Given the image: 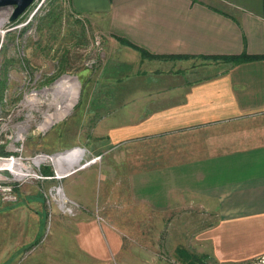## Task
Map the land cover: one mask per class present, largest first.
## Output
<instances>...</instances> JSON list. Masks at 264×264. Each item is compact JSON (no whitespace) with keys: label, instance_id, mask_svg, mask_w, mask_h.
I'll list each match as a JSON object with an SVG mask.
<instances>
[{"label":"crops","instance_id":"crops-1","mask_svg":"<svg viewBox=\"0 0 264 264\" xmlns=\"http://www.w3.org/2000/svg\"><path fill=\"white\" fill-rule=\"evenodd\" d=\"M68 2L104 33L99 98L92 90L74 132L100 158L62 180L80 213H55L43 242L15 257L40 238L46 217L30 197L35 220L2 264H154L156 252L178 260V250L240 264L264 255V0ZM244 53L259 58H222Z\"/></svg>","mask_w":264,"mask_h":264},{"label":"rangeland","instance_id":"rangeland-1","mask_svg":"<svg viewBox=\"0 0 264 264\" xmlns=\"http://www.w3.org/2000/svg\"><path fill=\"white\" fill-rule=\"evenodd\" d=\"M68 1L35 0L14 21H10V8H0V80L3 82L0 93V156L13 153L8 149L13 147L16 135L23 138L19 142H23L26 155L53 154L67 150L52 152L48 148L52 141L46 137L53 135L56 141L52 144L58 146L75 140L74 132L79 129L80 118L84 117L89 94L94 90L96 101L99 98L97 76L103 65L104 33L86 16L73 13ZM96 40H101V43L99 41L96 44ZM92 58L95 61L88 65L87 62L92 61ZM111 86H103L105 99H108ZM70 100H73V104ZM18 126L23 127V131ZM11 132H16V135H13L10 142L2 141ZM78 142L85 146L82 148L87 149L86 160L98 157L94 162L99 161L100 156L88 150L93 151L92 147L78 139L74 146L80 145ZM51 167L49 162L41 163L40 174L43 177L53 175ZM44 170L49 172L45 173ZM28 178L16 187L18 202L5 203L0 199V264L4 261L3 250L10 249V242L26 234L35 220L34 204L29 205L27 201L30 197L43 201L41 189L57 183L55 177ZM21 201L24 203L21 204ZM43 209L47 216L45 207ZM47 224L46 217H43L40 238L26 244L25 249L17 250L15 257L20 253L26 254L43 240L44 235L49 233ZM200 256H204L202 259L205 264H218L205 255ZM155 257L154 264L182 263L172 253L158 251ZM11 259L13 263L8 260L5 264H14L16 260L14 257ZM256 262L258 260L248 264Z\"/></svg>","mask_w":264,"mask_h":264},{"label":"built area","instance_id":"built-area-1","mask_svg":"<svg viewBox=\"0 0 264 264\" xmlns=\"http://www.w3.org/2000/svg\"><path fill=\"white\" fill-rule=\"evenodd\" d=\"M8 8H10V11L12 12L13 7H8ZM28 8L24 11V13L28 10ZM29 20L30 18L28 19V21ZM99 41L101 43V40H96L95 43L99 44ZM93 61H95V58H92V61H88L87 64L91 65ZM18 128L23 131V127L21 128L18 126ZM13 135H16V132L14 133L11 132L9 135H6L2 141L10 142ZM19 140H23V138L20 137L19 135H16L14 137L15 142H13L14 143L13 147L8 149L13 153L0 156V199L5 203L18 202L19 196L18 193L16 192V187L21 185L23 181L29 179L28 178L29 176H33L36 178H48V179H53V177H55L57 183L51 184L49 187L41 189L43 204L47 212V216H46V219L48 221L47 229L49 230L51 217L55 213H59L61 215L68 217L76 216L82 210L83 207L81 203L70 198L67 195L63 187L62 180L66 176L70 175L72 172H75L78 169H82L88 166L90 163L94 162L98 157H94L90 160H86L85 153L87 152V149L84 147L82 148L81 145L73 146L71 147V149L64 150L63 152H60L59 155H56V153L53 154L35 153L34 155H26V153H24L23 151V142H19ZM18 142L19 144L17 145ZM75 149H82L84 151V154L81 157L78 165L68 171H65V169H63L64 173L60 174L58 169H56L55 167L56 161H54L53 158L55 157V159H59L58 156L66 155ZM44 162L50 163V165L52 166L51 168L54 176L47 175L43 177L40 174V165L41 163ZM96 215H97L96 218L97 221L101 222L103 219L98 214V210H96ZM257 260L258 262H256L255 264H264V255L256 258L255 260L244 262L242 264L253 263Z\"/></svg>","mask_w":264,"mask_h":264},{"label":"trees","instance_id":"trees-1","mask_svg":"<svg viewBox=\"0 0 264 264\" xmlns=\"http://www.w3.org/2000/svg\"><path fill=\"white\" fill-rule=\"evenodd\" d=\"M120 43H123V44H126V45H129L131 47H133L134 49H137L139 52H140V55L144 58H156L158 56L156 55H153V54H150L148 53L146 50L140 48V47H137L136 45L134 44H131L129 43L127 40H124V39H119ZM169 59V58H185L184 56H168V57H164V59ZM228 61H231V62H241V61H246V60H251V59H255V58H259V56H249L247 54H241V55H231V56H227V57H222ZM2 89H3V82L0 80V93L2 92ZM45 173H48L49 171L48 170H44ZM176 255H177V258L178 260H180L182 263H186V264H205L203 262L204 259H202L204 256H199V255H193V254H190L188 252H185V251H182V250H178L176 252Z\"/></svg>","mask_w":264,"mask_h":264},{"label":"water","instance_id":"water-1","mask_svg":"<svg viewBox=\"0 0 264 264\" xmlns=\"http://www.w3.org/2000/svg\"><path fill=\"white\" fill-rule=\"evenodd\" d=\"M35 0H0V8L13 7L10 21L16 20ZM60 153H56L59 155Z\"/></svg>","mask_w":264,"mask_h":264},{"label":"bare ground","instance_id":"bare-ground-1","mask_svg":"<svg viewBox=\"0 0 264 264\" xmlns=\"http://www.w3.org/2000/svg\"><path fill=\"white\" fill-rule=\"evenodd\" d=\"M70 96V95H69ZM73 96V95H72ZM71 99H73L72 97H71ZM75 100V99H74ZM71 101V100H70ZM73 101V100H72ZM71 101V102H72ZM72 104H73V102H72ZM76 152V153H75ZM72 153V155H70L69 156V154H71ZM83 154H84V151L82 150V149H75V150H73L72 152H70V153H68V154H66V155H63V156H58V158L59 159H55V157L53 158L54 159V161H56L55 162V167H56V169H57V164H58V162H61V163H65L64 162V160H68L69 161V163L68 164H66L65 165V171H68V170H70V169H72L73 167H75V166H77L78 165V163H79V161H80V159H81V157L83 156ZM75 155H77L76 156V158H73V156H75ZM65 156H69V157H65ZM70 158V159H69ZM63 166H64V164H63ZM59 171V170H58ZM60 172V171H59ZM58 172V173H59ZM62 173H64V171L63 172H60V174H62Z\"/></svg>","mask_w":264,"mask_h":264}]
</instances>
